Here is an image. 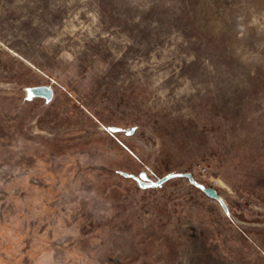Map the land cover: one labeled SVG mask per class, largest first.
I'll return each mask as SVG.
<instances>
[{"label": "rangeland", "instance_id": "obj_1", "mask_svg": "<svg viewBox=\"0 0 264 264\" xmlns=\"http://www.w3.org/2000/svg\"><path fill=\"white\" fill-rule=\"evenodd\" d=\"M0 264H264V0H0Z\"/></svg>", "mask_w": 264, "mask_h": 264}, {"label": "water", "instance_id": "obj_2", "mask_svg": "<svg viewBox=\"0 0 264 264\" xmlns=\"http://www.w3.org/2000/svg\"><path fill=\"white\" fill-rule=\"evenodd\" d=\"M28 96L31 97H44L46 100L50 101L54 96L53 88L49 85H38L34 87L28 88ZM124 176L133 177L139 184L141 188L148 187H161L165 182L170 180L173 177H185L192 184L196 185L200 190H202L206 196L211 199H214L220 203L223 210L231 215L228 204L224 200L223 196L220 194L219 190L213 186L206 185L200 181H198L194 174L190 171L185 172H171L168 173L157 180L150 179L145 172L140 173L139 175L130 174L127 172H122Z\"/></svg>", "mask_w": 264, "mask_h": 264}, {"label": "trees", "instance_id": "obj_3", "mask_svg": "<svg viewBox=\"0 0 264 264\" xmlns=\"http://www.w3.org/2000/svg\"><path fill=\"white\" fill-rule=\"evenodd\" d=\"M172 155L169 153V150L167 147L163 148V152L161 154V162L165 166L166 170H176L178 167L177 164L173 163ZM202 195L206 196V194L203 191H200Z\"/></svg>", "mask_w": 264, "mask_h": 264}]
</instances>
